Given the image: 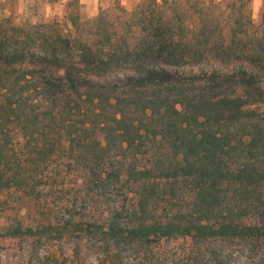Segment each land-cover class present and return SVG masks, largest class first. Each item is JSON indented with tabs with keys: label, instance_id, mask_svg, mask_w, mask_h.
Returning a JSON list of instances; mask_svg holds the SVG:
<instances>
[{
	"label": "trees",
	"instance_id": "trees-1",
	"mask_svg": "<svg viewBox=\"0 0 264 264\" xmlns=\"http://www.w3.org/2000/svg\"><path fill=\"white\" fill-rule=\"evenodd\" d=\"M67 22L0 16V192L33 193L32 172L66 150L107 215L3 234L42 244L71 226L97 264H163L180 239L173 264H264V22L248 0H140Z\"/></svg>",
	"mask_w": 264,
	"mask_h": 264
},
{
	"label": "rangeland",
	"instance_id": "rangeland-1",
	"mask_svg": "<svg viewBox=\"0 0 264 264\" xmlns=\"http://www.w3.org/2000/svg\"><path fill=\"white\" fill-rule=\"evenodd\" d=\"M248 5L250 7V0H248ZM114 6L124 8L126 11L133 9L123 7L118 0H115L112 5L104 9H111ZM116 12L119 13L118 10ZM70 13L78 15L82 20L87 19L80 12L78 4L73 2L70 3V12L67 13L65 18L57 21L66 27V23L68 24V14ZM0 16H11L16 23L27 22L30 24L39 22V19L33 18L24 21L20 17V14H10V5H6L3 10H0ZM54 20L56 21V19ZM54 20L45 19V21L49 22ZM213 69L222 68L217 64L211 63L201 66H186L178 70L183 72H200ZM15 132L18 131L16 130ZM15 139L19 141L22 138L17 134ZM149 151L152 153V150L148 149L147 154L140 156V167L151 164L152 155ZM69 158L66 150L57 151L50 158L47 167L43 169L44 173L42 176L40 174L37 175L40 173L38 171L32 172L35 178L41 177L44 180L38 184L31 181L34 185L33 193L26 192L27 187L18 188L15 186L8 187L0 192V264L98 263L100 255L88 250L85 245V239L80 237L78 232H72L71 226H69V229L66 230L62 238L50 241L41 239L42 244H37L32 237L10 238L3 234L8 226L16 224L36 226L40 229L44 225H62L68 220L72 221L73 224L87 221H104L107 215L106 207L100 203L99 198L94 193L88 191V186L85 183L86 169L80 164L67 162ZM128 196L130 197L129 202L131 206L134 207L137 199L136 195L131 192ZM159 205L163 206L164 202ZM168 205L170 206V204ZM187 247L188 242L182 239L164 243V248L171 250V260L170 257L167 261L166 258L160 256L162 258L161 260L159 259L160 262L163 264H173L172 259L177 261V257L182 255ZM240 254H238V261L242 264L245 259V252L242 255ZM176 263L181 264L180 261Z\"/></svg>",
	"mask_w": 264,
	"mask_h": 264
},
{
	"label": "crops",
	"instance_id": "crops-1",
	"mask_svg": "<svg viewBox=\"0 0 264 264\" xmlns=\"http://www.w3.org/2000/svg\"><path fill=\"white\" fill-rule=\"evenodd\" d=\"M139 1L118 0L127 9H132ZM73 2L78 4L84 17L92 18L100 10L112 5L115 0H0V10L10 5V14H20L24 21L33 18L39 19V22H49L45 19H64L70 12V3ZM250 9L254 22H264V0H250Z\"/></svg>",
	"mask_w": 264,
	"mask_h": 264
}]
</instances>
